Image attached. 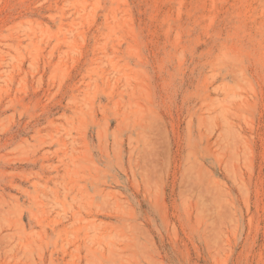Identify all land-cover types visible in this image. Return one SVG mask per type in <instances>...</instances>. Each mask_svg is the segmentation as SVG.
Wrapping results in <instances>:
<instances>
[{
	"label": "rangeland",
	"instance_id": "rangeland-1",
	"mask_svg": "<svg viewBox=\"0 0 264 264\" xmlns=\"http://www.w3.org/2000/svg\"><path fill=\"white\" fill-rule=\"evenodd\" d=\"M0 264H264V0H0Z\"/></svg>",
	"mask_w": 264,
	"mask_h": 264
}]
</instances>
